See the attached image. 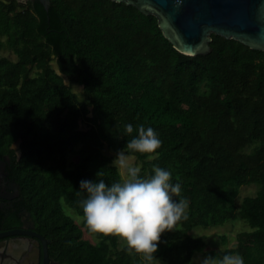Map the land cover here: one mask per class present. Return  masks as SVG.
<instances>
[{
  "label": "trees",
  "instance_id": "16d2710c",
  "mask_svg": "<svg viewBox=\"0 0 264 264\" xmlns=\"http://www.w3.org/2000/svg\"><path fill=\"white\" fill-rule=\"evenodd\" d=\"M50 3L46 12L37 1L0 0V51L17 58H0V151L57 259L148 264L118 237L90 233L80 205L86 194L77 195L81 180L122 181L108 153L116 156L143 125L161 147L155 159L131 153L140 177L154 166L168 170L181 186L174 199L188 201L187 219L161 235L152 264H195V254L264 264V52L212 35L208 54L186 56L134 6ZM248 184L258 193L237 204ZM237 218L249 230L232 248L207 251L205 237L192 235Z\"/></svg>",
  "mask_w": 264,
  "mask_h": 264
},
{
  "label": "clouds",
  "instance_id": "9594fccd",
  "mask_svg": "<svg viewBox=\"0 0 264 264\" xmlns=\"http://www.w3.org/2000/svg\"><path fill=\"white\" fill-rule=\"evenodd\" d=\"M133 131L132 124L125 126L127 134ZM135 131L137 135L117 152L113 161L122 181L109 186L103 180H81L77 195L86 194L80 205L84 226L90 233L119 237L129 250L152 264L161 235L187 219L188 201L174 199L180 197L181 186L171 182L170 171L154 166V175L140 177L141 168L134 164L131 153L147 154L149 159H155L161 140L152 127L140 125ZM200 264H244V260L239 254H224L219 259L206 256Z\"/></svg>",
  "mask_w": 264,
  "mask_h": 264
},
{
  "label": "water",
  "instance_id": "95a60500",
  "mask_svg": "<svg viewBox=\"0 0 264 264\" xmlns=\"http://www.w3.org/2000/svg\"><path fill=\"white\" fill-rule=\"evenodd\" d=\"M37 1L47 12L50 0ZM157 19L164 37L186 56L211 51V36L264 52V0H111Z\"/></svg>",
  "mask_w": 264,
  "mask_h": 264
},
{
  "label": "flooded vegetation",
  "instance_id": "af4514ba",
  "mask_svg": "<svg viewBox=\"0 0 264 264\" xmlns=\"http://www.w3.org/2000/svg\"><path fill=\"white\" fill-rule=\"evenodd\" d=\"M10 168L9 155L0 151V264H64L28 212Z\"/></svg>",
  "mask_w": 264,
  "mask_h": 264
},
{
  "label": "rangeland",
  "instance_id": "374dc122",
  "mask_svg": "<svg viewBox=\"0 0 264 264\" xmlns=\"http://www.w3.org/2000/svg\"><path fill=\"white\" fill-rule=\"evenodd\" d=\"M5 57L10 60H17L16 56L9 50L4 48L0 51V58ZM72 90L77 94L78 99L80 101H84L83 93L81 92V89L77 87L76 85L72 86ZM110 156H113V161L116 159V156L113 153H108ZM71 160L75 161L76 158H70ZM134 164L136 166L140 167V163L134 159ZM259 191V186L257 184H248L244 185L239 190V196L236 199V203L239 204L240 201L244 197H253L256 196V194ZM67 213L71 215V217L74 218L76 223H81V218L77 217L72 211L66 209ZM249 230L248 225L245 223V221L240 220L237 218L236 220L230 221L222 226H211L208 228H196L193 232V236H203L205 237L206 243H207V251L210 250H216V251H222L227 248H232L236 245L237 240L236 236L238 233L242 231ZM225 236L227 239L226 243H223L221 240V237ZM86 239H89L91 242H95V239L93 237L84 236ZM119 238V237H118ZM119 244L121 246H127L126 242L121 240L119 238ZM206 256H203L201 254H195L193 257V262L195 264H200V261H202Z\"/></svg>",
  "mask_w": 264,
  "mask_h": 264
}]
</instances>
